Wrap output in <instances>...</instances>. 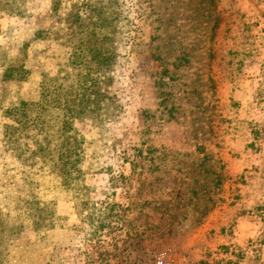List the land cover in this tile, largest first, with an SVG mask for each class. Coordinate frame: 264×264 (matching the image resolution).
Instances as JSON below:
<instances>
[{"label": "rangeland", "instance_id": "1", "mask_svg": "<svg viewBox=\"0 0 264 264\" xmlns=\"http://www.w3.org/2000/svg\"><path fill=\"white\" fill-rule=\"evenodd\" d=\"M96 8L112 114L73 119L72 181L4 108L69 83L68 14ZM9 62L29 74L0 82V264H264V0H0Z\"/></svg>", "mask_w": 264, "mask_h": 264}, {"label": "trees", "instance_id": "2", "mask_svg": "<svg viewBox=\"0 0 264 264\" xmlns=\"http://www.w3.org/2000/svg\"><path fill=\"white\" fill-rule=\"evenodd\" d=\"M53 5L54 9L58 6L55 2ZM101 9L103 8H96L95 15L90 9L88 18L91 23L83 21L77 10H71L68 14L71 21L68 35L70 40L75 37L78 39L75 50L71 53L74 57L71 64L77 72H66L61 78L69 83L57 82L54 77H42L38 81L36 96H16L17 100L10 101L4 108V116L16 124H10V127L34 133L31 156L40 157L43 163L57 170L64 179L72 181L81 173L78 165L84 142L73 126V119L85 114L99 116L96 110H103L102 113L106 116L112 114L103 84H108L111 80L106 72L115 56L103 31L108 17ZM41 32L38 31V35ZM1 66L0 82L3 84L9 85L28 78L29 69L23 62L1 63ZM1 90L5 92L3 85ZM104 101L106 106L102 107Z\"/></svg>", "mask_w": 264, "mask_h": 264}]
</instances>
